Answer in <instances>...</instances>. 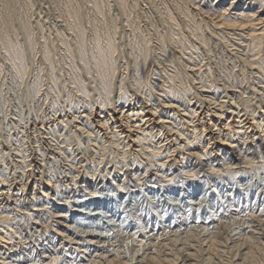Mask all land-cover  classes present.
Here are the masks:
<instances>
[{
    "label": "bare ground",
    "instance_id": "obj_1",
    "mask_svg": "<svg viewBox=\"0 0 264 264\" xmlns=\"http://www.w3.org/2000/svg\"><path fill=\"white\" fill-rule=\"evenodd\" d=\"M60 1L0 19V264H264V0Z\"/></svg>",
    "mask_w": 264,
    "mask_h": 264
},
{
    "label": "rangeland",
    "instance_id": "obj_2",
    "mask_svg": "<svg viewBox=\"0 0 264 264\" xmlns=\"http://www.w3.org/2000/svg\"><path fill=\"white\" fill-rule=\"evenodd\" d=\"M9 1V2H8ZM16 1V2H15ZM87 1V2H86ZM110 1H112V0H110ZM127 1V4L129 3L128 2V0H126ZM130 1V3L128 4V9L127 10H131V11H125L124 12V10H123V8H121V10H120V8L119 9H117L118 7H117V5H116V7H115V2H114V4H113V2H110V4H113V5H111L112 6V14H122V20H126L127 18L131 21V20H133V19H135V20H133V21H136L137 20V24H138V26L139 25H141L140 27L142 28V29H146V28H150L149 27V25H148V19H147V14H149L150 12H151V14H153V16L154 15H156V16H158V14H157V12L155 11L156 9L152 6V5H147L148 3H146L144 0L142 1V0H140L141 1V3H138V2H140V1H138V0H129ZM138 1V2H137ZM170 1H173V0H170ZM6 2H8V4L7 5H9V10H6V9H8V6L6 5ZM15 2V3H14ZM19 2H21V0H0V15L3 13V12H5V13H3V14H5V15H3L2 14V16H0V19L1 18H3L4 20H6V22L7 23H12V24H14V25H19V23H20V18H21V14L22 13H26V11L24 12V10H28L27 12L30 14V15H36L34 18H33V21H35L36 22V20L38 21V20H43V21H46L47 22V26H50L51 24H53V22L54 21H52V20H54L55 18H56V14L54 15L53 13H56L55 11H57V9H56V7L57 6H55L56 4L53 2V0L51 1L52 3H51V6H50V1L49 0H31V3H32V6H31V4L29 5V6H25V4H24V2H25V0H22V4L24 5H21V3H19ZM77 2H81L80 4L84 7L85 5V7H84V10H86V11H90L92 8H91V6L89 5V0H78ZM133 2V3H132ZM20 5H19V4ZM26 3V2H25ZM134 3H138V4H140L139 5V9H141V10H138V7H137V9H134V8H132V6H133V4ZM12 4H16L17 5V8L15 7L16 5H12ZM27 4V3H26ZM33 4H34V6L35 5H37V6H35V7H33ZM55 4V5H54ZM59 4H61V1L59 0V3H58V5ZM132 4V5H131ZM4 5H5V8H4ZM28 5V4H27ZM53 5V6H52ZM62 5V4H61ZM88 5V6H87ZM12 6H14V8L12 7ZM23 6V7H22ZM7 7V8H6ZM21 7V8H20ZM27 7V8H26ZM30 7V8H29ZM32 7V8H31ZM44 7V8H43ZM86 7H88V8H86ZM13 8V9H12ZM51 8H53L54 10H52ZM130 8V9H129ZM5 11H4V10ZM19 9V10H18ZM35 9V10H34ZM115 9V10H114ZM145 9V10H144ZM2 10V11H1ZM54 11L53 13H51V11ZM118 10V11H117ZM134 10H137L136 12L134 11ZM150 12H149V11ZM10 11V12H9ZM19 11V12H18ZM30 11V12H29ZM33 11V12H32ZM48 11V13H46ZM134 13H133V12ZM2 12V13H1ZM50 12V13H49ZM132 12V13H131ZM139 12H141L140 14H139ZM155 12V13H154ZM33 13V14H32ZM9 16H11V17H8L7 18V16L8 15ZM18 14V15H17ZM41 14V15H40ZM43 14V15H42ZM138 14V15H137ZM7 15V16H6ZM51 16V17H49V16ZM53 15V16H52ZM133 15V16H132ZM14 16V17H13ZM43 16V17H42ZM54 16H55V18H54ZM128 16V17H127ZM156 16H154V19L156 18V20H154V22H156L157 23V21H159V19L157 20V17ZM47 17V18H46ZM53 17V18H52ZM134 17V18H133ZM140 17H141V19H140ZM159 17V16H158ZM9 18H12V21H10L11 19H9ZM16 18V19H15ZM52 18V19H51ZM144 18V19H143ZM49 19H51V20H49ZM127 19V20H128ZM14 20V21H13ZM146 20V21H145ZM141 21V22H140ZM143 23H144V25H143ZM35 25H36V23H34ZM147 26V27H146ZM145 27V28H144ZM147 30V29H146ZM37 32H39V31H36V33ZM40 33V32H39ZM132 38H133V35H132V33H128V34H126V39H127V41H131L132 40ZM219 50V49H218ZM219 53H221L220 51H219ZM0 63H1V65H3V63H5V62H3V60H0ZM4 66L5 67H3V66H0V73L1 72H3V74L1 73L0 74V76H1V80H0V88L2 89V91H1V89H0V104H2V102H3V105H5V106H3V105H0V116L2 115V116H4L5 115V117H0V120H3V119H5V118H8V120H7V122H5V125L3 124V126H5V127H3V129H0V132L1 133H3V132H5V133H3V136L5 137L6 136V124H8L9 123V121L11 122V120L13 119V118H15L14 117V114L16 113V111H17V109L18 110H21L22 108H23V102H26L25 100L26 99H29V98H25V94L26 93H24L25 91H22L23 89L24 90H27L26 88H28V86H29V89H30V87H31V85L32 84H30V85H25V84H22V82L21 81H19V80H16L15 78H14V76L12 75L13 73L11 72L10 73V70H8V67H6V64H4ZM3 69H2V68ZM4 70V71H3ZM7 70V71H6ZM6 71V72H5ZM7 73V74H6ZM9 73V74H8ZM8 75V76H7ZM10 75H11V77H10ZM4 76V77H3ZM8 77V78H7ZM8 79V80H7ZM13 79V80H12ZM3 80V81H2ZM8 83H7V82ZM13 81H17L16 83H14ZM2 82V83H1ZM21 82V83H20ZM4 83H6L7 85H9V86H7L6 84H4ZM10 83V84H9ZM4 84V85H3ZM11 84H13V85H11ZM21 86H20V85ZM6 85V86H5ZM15 85H17L18 86V88L15 86ZM4 86V87H3ZM11 86V87H10ZM7 87V88H6ZM9 87V88H8ZM19 87H20V89H19ZM24 87V88H23ZM198 87V86H197ZM5 88V89H4ZM13 88V89H12ZM15 88H17V89H15ZM28 89V90H29ZM12 90V91H11ZM7 92V94H6V92ZM2 92H4L3 94H2ZM14 92V93H13ZM17 93V94H16ZM22 94V95H21ZM34 94H35V92H34ZM6 95V96H5ZM8 95V96H7ZM10 95V96H9ZM17 95V96H16ZM204 95H208V93H206V94H204ZM13 96V97H12ZM24 96V97H23ZM3 97H5V98H3ZM17 97V98H16ZM20 97V98H19ZM15 100H14V99ZM216 98H217V96H216ZM18 99V100H17ZM9 100V101H8ZM13 102H12V101ZM2 101V102H1ZM7 101L9 102V104L7 103ZM17 101H18V103L20 102V104H21V107H19V105H18V103H17ZM23 101V102H22ZM28 101V100H27ZM12 102V103H11ZM29 103L31 102V104L30 105H33L32 104V100L30 99V101H28ZM11 103V104H10ZM7 104H8V106H7ZM18 105V106H17ZM7 106V107H6ZM24 106H25V103H24ZM17 107V108H16ZM19 107V108H18ZM217 107V105L216 104H213V105H211V110H213L214 109V111H215V108ZM219 107V106H218ZM2 108V109H1ZM27 108V107H26ZM25 108V109H26ZM3 109H4V111H3ZM244 108L242 107V108H240V110H238V111H242L243 113L242 114H245L246 112L243 110ZM2 111V112H1ZM9 111V112H8ZM11 111V112H10ZM4 112V114H2ZM6 112V113H5ZM245 112V113H244ZM9 113H10V115L12 114L13 116H10L9 115ZM10 117H11V119H10ZM29 118H31V117H29ZM34 120V119H33ZM5 129V130H4ZM21 131V130H20ZM15 132V130H13V132L12 133H14ZM19 131H18V129H17V131H16V133H18ZM1 133H0V135H1ZM13 136H16V135H14L13 134ZM22 136V134L20 135V137ZM1 138V137H0ZM14 138H16V137H14ZM4 139V138H3ZM63 139V138H62ZM2 140V139H1ZM4 141H6V137H5V139H4ZM13 148H15V147H13ZM94 149V148H93ZM96 151H98V150H95V152ZM10 152V151H9ZM79 153V151L77 152V154ZM97 153V152H96ZM108 155V154H107ZM83 155H80L79 156V158L78 159H80L81 157H82ZM113 157V156H112ZM111 157V158H112ZM108 158V157H107ZM110 158V159H111ZM87 164V162L85 163V165ZM84 170H85V168H84ZM83 171V170H82ZM170 196H174L173 194H170ZM149 197H150V195H149ZM177 197V196H176ZM107 198H109L110 200H114L113 198H111V196L110 197H107ZM117 201H119V202H122L123 200H117ZM109 215H111V214H109ZM122 216V215H121ZM80 217H83L82 216V214L81 215H75V219H79ZM115 221H117V219L115 220ZM118 229V228H117ZM116 229V230H117ZM124 232V230H122L121 229V231L119 232V234L121 233V232ZM123 232L121 233L122 235H123ZM138 244H140V243H138ZM149 252H151V251H149ZM122 256H124V254L122 255Z\"/></svg>",
    "mask_w": 264,
    "mask_h": 264
}]
</instances>
